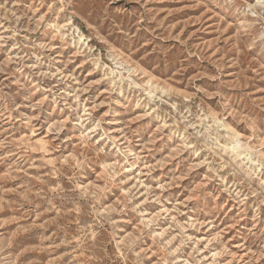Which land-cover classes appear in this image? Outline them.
Here are the masks:
<instances>
[{
  "label": "rangeland",
  "instance_id": "rangeland-1",
  "mask_svg": "<svg viewBox=\"0 0 264 264\" xmlns=\"http://www.w3.org/2000/svg\"><path fill=\"white\" fill-rule=\"evenodd\" d=\"M0 264H264V0H0Z\"/></svg>",
  "mask_w": 264,
  "mask_h": 264
}]
</instances>
